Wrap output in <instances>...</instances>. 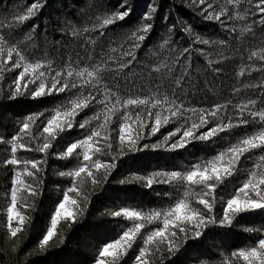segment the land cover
Returning a JSON list of instances; mask_svg holds the SVG:
<instances>
[{
	"label": "trees",
	"instance_id": "1",
	"mask_svg": "<svg viewBox=\"0 0 264 264\" xmlns=\"http://www.w3.org/2000/svg\"><path fill=\"white\" fill-rule=\"evenodd\" d=\"M34 2L41 7L30 19L23 24L14 19L27 15V9ZM209 2L216 12L226 9L227 15H221L219 20L207 19V12L202 11L205 6L198 0H0V35L4 37L0 41V48L4 49L0 55L3 67L0 71V264H95L97 259H104L105 264H138L135 257L145 247L143 237L163 226V215L148 223L144 219H128L123 215L125 211L140 212L142 217L154 211L164 213L180 200H185L191 209L206 211L197 203L199 185L183 180L163 181L173 172L186 175L189 170H195L194 165H206L238 141L264 132L259 116L253 119L248 115V112L264 113V87L261 86L264 85V60L260 59L264 56V22H261L264 16L255 8L258 0ZM129 9L130 14L123 20L100 27L103 19ZM146 25H150L147 31ZM133 34L145 37L139 41V47H134L137 40ZM9 49H14L12 59L3 65ZM185 49L189 51L184 52ZM129 50L132 56L125 55ZM20 56L23 57L21 67L9 70ZM122 62L128 66L120 69ZM37 64L42 67L36 68ZM28 65L32 67L19 81L21 87L17 94L15 82ZM97 66L102 70L91 83H85L89 79L87 75L83 78L73 75L67 78L69 84L81 87L33 98L39 83H45L46 90L51 87L55 72L62 73L63 82L67 71H93ZM156 68L160 70L154 71ZM40 72L47 79L29 82ZM90 93L96 101L75 115L72 128L69 130L65 124L64 131L54 129L55 138H49V149L43 153L36 151L45 142L42 129L47 120L57 110L61 113L69 110L70 101L85 99ZM128 99H143L148 103L125 107L124 101ZM157 100L161 103L153 107ZM250 100L256 103L249 104ZM244 104H248L243 117L249 121L246 126L229 128L209 140H190L183 148H171L181 139L185 127L198 122V111L189 109L227 106L220 109L216 119L209 118L207 125L196 130V135H200L218 124H228L229 118L231 123H239L236 105ZM113 105L118 109L114 113L109 112ZM177 105H182L183 110L173 119L167 109ZM157 112L161 118L168 116L169 122L151 134ZM98 114L99 121L94 119ZM105 114L110 122L102 135L108 136L112 147L99 158L102 163L115 167L107 173L103 169L93 170L97 183L87 173L80 177L61 175L74 172L81 163L76 155L64 156L67 148L86 139L103 122ZM126 115L129 120L124 119ZM28 117L34 122L30 123L28 133L22 134L20 130ZM65 119L63 115L59 118L61 122ZM85 121L90 123L81 128L80 124ZM141 121L146 125L140 130L142 139L129 149V135L134 137ZM122 124L125 126L123 144L119 131ZM177 128L181 131L166 141L165 137ZM13 137H17L15 158L22 163L5 166L3 161L13 158ZM20 144L33 150L25 151L19 148ZM96 147L92 143L89 155L94 154ZM76 152L82 153L83 149L77 148ZM262 155L264 149L260 148L244 153L233 174L217 183L212 197H208L210 202L214 197L212 211L205 215L210 222L201 229L199 238H193L194 231L188 225L184 233L177 229L175 250L169 251L166 242L147 246L145 259L149 264H248L238 253L258 247L259 239H264V210L238 214L231 225L225 221L222 226L221 221L227 199L247 181L248 173ZM25 161L40 162L38 172L31 164L27 168L35 172V178L27 175ZM217 166L224 165L217 162ZM14 180L23 181L17 186L16 210L26 217L16 237L10 235V228L21 225L12 222L9 226L7 211ZM149 180L153 181L151 185ZM26 185L38 189L37 193L30 195ZM73 187L75 191L71 190ZM65 192L77 201L76 205L71 203L75 221L60 219L56 235L41 247L43 235ZM185 192L189 193L188 197L184 196ZM243 198L241 195L240 199ZM116 212L122 214L115 216ZM137 222L145 227L130 248L124 245L118 249L121 256L117 260L99 256L104 245L120 239L123 231ZM253 264L259 262L253 261Z\"/></svg>",
	"mask_w": 264,
	"mask_h": 264
},
{
	"label": "snow or ice",
	"instance_id": "2",
	"mask_svg": "<svg viewBox=\"0 0 264 264\" xmlns=\"http://www.w3.org/2000/svg\"><path fill=\"white\" fill-rule=\"evenodd\" d=\"M233 0H229V3H232ZM238 3L239 0H236ZM251 3V0H249ZM198 3L203 7L202 11L207 12V19H216L219 20L221 15H227L226 9H221L219 12L215 11L214 5L209 2V0H198ZM41 5L38 2H34L28 9H27V15H18L14 19L18 21L20 24H23L26 20L30 19L36 11L40 9ZM255 8L258 10L262 16H264V0H258V2L255 3ZM211 10V11H209ZM130 14V9L126 10L118 15H113L112 17L103 19L102 24L100 25L101 28L113 24L116 20H123L127 15ZM231 18V17H230ZM239 18V17H237ZM147 19V17H145ZM261 22H264L262 20ZM2 26V25H0ZM150 28V25L145 26V31H147ZM75 35V33H73ZM135 39L137 40V43L134 45V47H139V41H142L145 39L144 36H136V34H133ZM29 39L31 37H28ZM4 37L0 35V41H3ZM201 43H208L206 40H201ZM14 49H9L7 52V60L3 61V65H7L8 62L12 59ZM188 49H185L184 52H188ZM4 52L3 48H0V55H2ZM19 56L20 54L17 53ZM127 56H132V51L129 50L127 53H125ZM256 54L253 53V56ZM250 59L252 57H249ZM261 60H264V56L260 57ZM23 60V57L20 56V60L15 62L11 69L14 70L15 68L21 67L20 61ZM131 63V61H129ZM127 64H124L123 62L120 64V69L127 67ZM31 65L25 66L24 70L20 72L19 76L17 77V80L15 82V89L16 93L18 94L20 92V83L19 81L24 79L26 75L29 74V69L31 68ZM36 68L42 67V65L37 64L35 66ZM50 68V65H48ZM102 70L101 66H97L94 68L93 71H88L87 69L81 70L79 72L73 73L72 71H67L66 78L61 81V72H55V75L52 76V84L51 87L47 88L45 83L41 82L38 85V88L35 92L32 93L33 98L39 97L42 95H50L53 91H55L57 94L64 92L68 90L69 88H77L81 87V85H78L76 83L69 84L68 79L75 75L76 77L83 78L85 75L89 78L85 83H91V79L95 77L96 73ZM119 70V69H118ZM159 68L154 69V71H159ZM0 71H3V67L0 66ZM240 75H243V71H241ZM37 79L44 80L47 79L45 76V73L40 72L38 76L33 78L31 83H36ZM177 84H179V80L176 81ZM28 86L27 83L24 84V88L26 89ZM264 87V85H261ZM166 99V98H165ZM93 101H96V97L92 95L91 93L89 96L85 99H79L72 100L69 102V110L64 111L61 113V111L57 110L55 112V115H53L50 119L47 120L46 126L42 129V134L44 135L45 142L36 148V151L39 152H46L49 147L51 146L48 142L49 138H55L54 129H59L60 131L65 130V124L67 125V128L70 130L72 128V119L75 117V115L78 114V112L89 106L90 103ZM105 101H108V96H105ZM105 101H98V103H104ZM110 103V101H109ZM117 104L120 103L119 99L116 101ZM148 103L147 100L143 99H128L124 101V106L127 107L128 105H143ZM161 103V101L157 100L156 103H154L152 106L156 107L157 104ZM256 101L250 100L249 104H255ZM107 107V105H106ZM227 107L226 105H215L211 110H195V109H189L188 111L197 112L198 111V122L193 121L190 124V127H185L181 136V139L172 144V149L177 148H183L186 146V144L190 140H209L212 137L217 136L219 132L226 131L229 128L233 127H240V126H246L249 121L244 119V112L248 108V104L244 105H236L237 110L239 111V123L233 124L231 123V118H229L228 124H218L215 127H211L208 129L207 132H204L200 135H196V130L199 128L204 127L209 123V118L216 119L218 116V113L221 108ZM182 105H177L175 108H169L167 111L171 113V117L173 119L177 118L182 113ZM118 111L116 109L115 105L111 109H109V112ZM42 115V114H41ZM63 115L66 119L61 122L59 118ZM248 115L251 116L253 119H256L257 116H259V120L264 123V113H253L248 112ZM100 115L98 114L94 119L100 120ZM125 120H129V116L124 117ZM140 120L139 115H137V121ZM33 118L28 117L27 121L23 123V127L20 130L22 134L28 133L30 129V123H33ZM110 122V117L108 115H104V119L102 123H99L95 129L91 130L90 135L87 136L86 139L81 140L79 142L72 143L66 150V153L64 154L65 157L76 155L77 159L81 161L80 165H78L77 169L73 171H69L68 173H61V175H68V176H75L80 177L82 173H87L88 177L92 178L93 183H97L94 177V171L99 172L103 169L105 173H107L110 169L114 168V164H107L102 163L100 156L106 155V149H111V143L108 142V136L102 135V131L105 129L106 125ZM169 122V117L164 116L161 118V115L159 112L156 113V118L154 123L151 125V134H155L160 128L162 124H167ZM90 121H85L80 124L81 128H85ZM144 122H140L139 129L136 130L134 137L132 135H129V138L127 140V144L129 146V149L135 147L136 142L139 139H142V135L140 134V130L145 127ZM120 141L123 144L125 142V126L122 124L120 129ZM181 129L177 128L175 132L169 133V136L165 137V140L167 141L169 137L176 135V133L180 132ZM17 137H13L12 140V147L11 152L13 154V158L11 159H5L3 163L5 166L7 165H20L22 162L15 158V153L17 151V145L15 144V140ZM29 139H32L31 136H29ZM92 143H96L97 147L93 150L94 154L89 155V150L91 149ZM147 147V146H145ZM19 148L25 150V151H32L33 149L31 147L25 146L24 144H20ZM82 148V153H77L76 149ZM264 149V132L258 133L254 136L244 138L237 142V144L232 145L229 149H227L225 152H222L218 154L216 157L213 158L212 161H208L206 165L197 164L194 165L195 170H189L186 175H182L181 173L173 172L169 174V177L167 180L163 182H171L175 180H183L187 181L192 185H199L200 186V192L197 193L200 197V199L197 201L198 204L203 205L205 212H201L199 209H191L190 205L185 202V200H180L178 203L175 204L174 208L170 211L161 213L159 211H154L151 214H148L146 216H141L140 212L136 211H125L123 213L124 216H126L128 219L137 221L140 219L146 220L148 223H152L153 220H159L160 217L163 215L162 220V227H159L155 229L154 231L148 233L146 236L143 237V243L145 247H141L139 249L138 255H136L135 260L138 262V264H149L148 260L145 259L146 252H147V246L152 244H161V243H167L169 248V251H173L176 248L175 245V238H176V230L178 229L180 233L185 232V225L190 226L191 230L194 231L193 238H199L202 235L201 229L206 226V224L210 221L205 219L206 214H210L212 211L213 203H214V197L212 198L211 202L208 197H212V193L215 191V188L217 186V183H219L224 176H231L233 174V171L235 170V167L237 163L239 162L240 158L244 156V153L251 151L252 149ZM227 157V159H225ZM259 162L254 166V169L251 170L248 175L249 178L246 182L243 183L242 187H239L236 190V194L232 196V198L227 199L226 201V207L224 210V220L221 221V225L223 226L225 221L228 225H231L233 222V217H235L238 214L246 213L254 210H264V155L260 156L258 158ZM217 162H222L224 165L223 167H218ZM39 163L37 161H25L23 162L24 168L27 171L28 165L31 164V168L36 170V172L39 171ZM202 169V170H201ZM94 170V171H93ZM27 175L35 178V172L33 171H27ZM17 176H19V173H17ZM105 179H107V176H105ZM215 181L216 183H213ZM153 181L149 180L148 183L151 185ZM23 181L20 180H14L13 181V188L11 190V205L8 207V221L9 226L11 225V221L15 217H18L19 223L21 227L18 228H10V235L12 237H16L17 233L22 230V225L24 221L26 220V217L20 215L19 212H16V203L18 198L17 193V186L19 184H22ZM27 190L29 191L30 195H35L38 191V189L33 188L31 185H26ZM73 191L76 190L75 187L71 189ZM243 195V199H240V196ZM185 197L189 196L188 192L184 193ZM70 200L69 195L67 192L63 195V201L59 203L57 208L55 209V214L51 217V224L50 227L47 228L46 234L43 235V239L41 240V247L46 246L49 241L56 235V228L59 219L61 218V214L63 213V217L65 219H71L73 222L75 221V213L68 208L65 207V203ZM71 203L73 205H76L77 201L75 199L71 200ZM121 212L114 213L115 216H120ZM145 227V224L143 223H135L134 227L129 228L126 231H123V235L120 237V239H117L114 243H108L104 245L103 249L99 252L100 257H112L113 260H117L121 253L118 251L122 246L126 245V248H130L132 244L135 242L136 237L140 234V230ZM126 252V249H125ZM233 255H237V253H233ZM240 257H243L245 261L248 262V264H253V261H258L259 264H264V239H259L258 241V247H252L248 251H240L238 253ZM95 264H105L104 259H97Z\"/></svg>",
	"mask_w": 264,
	"mask_h": 264
},
{
	"label": "rangeland",
	"instance_id": "3",
	"mask_svg": "<svg viewBox=\"0 0 264 264\" xmlns=\"http://www.w3.org/2000/svg\"><path fill=\"white\" fill-rule=\"evenodd\" d=\"M68 195H69V197H70V200H69L68 202L65 203V207L68 208L69 210L73 211V210H72V204H71L72 197L70 196V194H68ZM62 201H63V200H62ZM15 211L17 212V210H15ZM63 218H64V217H63V213H62L60 219H63ZM60 219H59V220H60ZM12 222H19L18 217H15V214H14V218H13V220L11 221V223H12Z\"/></svg>",
	"mask_w": 264,
	"mask_h": 264
}]
</instances>
